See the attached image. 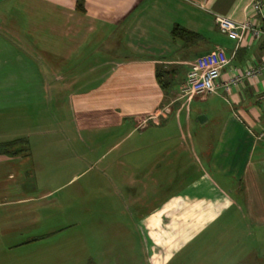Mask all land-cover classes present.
<instances>
[{"label":"crops","instance_id":"obj_1","mask_svg":"<svg viewBox=\"0 0 264 264\" xmlns=\"http://www.w3.org/2000/svg\"><path fill=\"white\" fill-rule=\"evenodd\" d=\"M253 1L0 0V142L28 139V129H7L12 126V114L13 125L20 116L13 110H25L28 105L39 110V103L45 100L58 101L62 86L84 84L95 77L99 83L94 89L68 93L71 124L62 125L64 119L56 116L58 121L51 128L32 130L35 137L51 141L54 149H67L72 156L68 160L54 156L55 166L62 161L65 166L74 165L85 156L79 149H87L88 154L89 149L100 145L105 151L88 164L97 163L136 131L135 148L148 149L155 145L156 129L169 125L165 124L169 118L180 133L185 128L191 138L190 104L193 99L203 101L206 109L195 112L193 121L200 128L213 121L206 127L212 133V143L206 152L200 147L203 137H196L197 148L202 150L200 161L205 170L220 181L228 180L229 195L221 192L222 201L224 197L230 203L228 228L243 231L231 238L234 241L238 236V246L242 240L246 245L264 243V72L244 77L227 90L223 86L244 67L264 62V42L248 34L239 41L232 40L215 22L220 16L261 23L264 0H258L260 13L252 10ZM77 3H81L82 11H77ZM174 25L195 37L187 41L172 37ZM215 48L223 49L228 58L215 90L206 94L210 98L193 96L186 100L179 87L190 63ZM28 52L37 54L38 76L28 72ZM157 66L177 70L167 91L159 86ZM222 102L228 108H218ZM55 109L59 111L57 105ZM162 151H152L149 162H155ZM19 154L0 155V237L5 236L2 231L11 228L18 205L35 200L43 206V200L62 186L58 185L61 181L65 184L84 172L50 175L53 179L49 180L55 181L53 188L39 187L37 197H28L17 188L19 195L13 199L7 197V186L2 182L15 177L14 159L28 160ZM121 156L112 155L108 164H118ZM205 170L200 169L202 178L206 177ZM131 197L134 200V195Z\"/></svg>","mask_w":264,"mask_h":264},{"label":"rangeland","instance_id":"obj_2","mask_svg":"<svg viewBox=\"0 0 264 264\" xmlns=\"http://www.w3.org/2000/svg\"><path fill=\"white\" fill-rule=\"evenodd\" d=\"M26 55L29 74L38 76L37 54ZM98 83L95 77L84 84L62 86L58 101L45 100L36 111L29 105L25 110H13L22 117L13 125L12 114V126L7 129L29 132L28 139L23 138L13 149H19L28 160L14 159L15 177L2 182L7 197L16 199L17 188L28 197H37L39 187L53 188L50 175L84 172L65 184L61 181L58 185L62 186L43 200V206L35 200L17 206L11 228L0 237V264H264L263 242L246 245L242 240L238 246V236L234 241L231 238L243 231L228 228L230 203L221 199V192L229 195L228 180L214 177L200 161L202 150L197 148L196 137H203L200 147L206 152L212 143V133L206 128L212 126L211 117V124L201 128L193 121L195 112L206 109L203 101L193 99L190 104L191 138L185 128L180 133L169 118L165 123L169 125L156 129L155 145L148 149L135 148L136 131L92 165L88 163L94 156L105 151L100 145L88 154L87 149H75L85 156L74 165L53 164L56 155L67 160L72 156L67 149H54L51 141L35 137L32 130L51 128L58 121L56 116H62V125L71 124L68 93L92 90ZM219 107L228 108L223 102ZM155 150L163 151L155 162H149ZM116 154L122 155L121 160L109 165V158ZM200 169L205 170V178Z\"/></svg>","mask_w":264,"mask_h":264},{"label":"built area","instance_id":"obj_3","mask_svg":"<svg viewBox=\"0 0 264 264\" xmlns=\"http://www.w3.org/2000/svg\"><path fill=\"white\" fill-rule=\"evenodd\" d=\"M253 11L260 13L258 0L251 3ZM262 22H254L248 18L234 21L225 17L216 16L218 30L228 38L239 41L245 34L253 38H260L264 42V18ZM228 63V58L221 48H215L197 56L189 65L183 83L179 87L181 96L190 100L193 96H204L213 92L217 86L220 70ZM264 72V62L257 66L244 67L240 72L230 76L224 83V89L229 85L241 82L244 77H253Z\"/></svg>","mask_w":264,"mask_h":264},{"label":"trees","instance_id":"obj_4","mask_svg":"<svg viewBox=\"0 0 264 264\" xmlns=\"http://www.w3.org/2000/svg\"><path fill=\"white\" fill-rule=\"evenodd\" d=\"M77 11H82L81 3H77L76 5ZM171 35L172 37L179 38L183 41H187L192 37H195V34L183 29L182 27L178 25H174L171 28ZM177 73V70L174 68H162L158 67L155 71L157 81L159 83V86L164 91H167L171 88L172 83L174 82L173 79L175 78V74ZM20 141H24L23 138H18L14 140H9L6 142H0V155H7V156H14L18 155L20 153L19 149H13V146H15Z\"/></svg>","mask_w":264,"mask_h":264}]
</instances>
